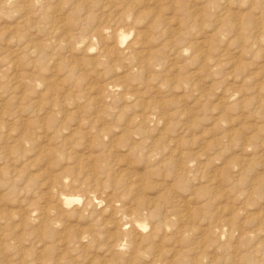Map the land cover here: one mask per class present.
Segmentation results:
<instances>
[{"label":"rangeland","instance_id":"374dc122","mask_svg":"<svg viewBox=\"0 0 264 264\" xmlns=\"http://www.w3.org/2000/svg\"><path fill=\"white\" fill-rule=\"evenodd\" d=\"M263 28L264 0H0V264H264Z\"/></svg>","mask_w":264,"mask_h":264},{"label":"bare ground","instance_id":"6f19581e","mask_svg":"<svg viewBox=\"0 0 264 264\" xmlns=\"http://www.w3.org/2000/svg\"><path fill=\"white\" fill-rule=\"evenodd\" d=\"M35 6H36V5H35ZM23 17H24V16H23ZM263 29H264V28H263ZM100 35H101V33H100ZM88 43H89V42H88ZM198 44H200V43H198ZM195 45H196V44H195ZM89 46H90V45H89ZM196 47H197V45H196ZM128 49H129V48H128ZM133 49H134V47H133ZM134 50H135V49H134ZM198 50H199V49H198ZM130 51H131V50H130ZM136 51L138 52L137 49H136ZM136 51H135V52H136ZM135 52H134V54H136ZM225 52H226V51H225ZM132 53H133V52H132ZM132 53H131V54H132ZM122 54H123V53H122ZM147 64H148V63H147ZM145 66H146V65H145ZM146 67H147V66H146ZM17 83H18V82H17ZM112 88H113V87H112ZM113 90H114V88H113ZM111 92H112V91H111ZM113 95H114V94H113ZM121 102H122V101H121ZM146 116H147V115H146ZM147 117H148V116H147ZM149 117H150V116H149ZM145 118H146V117H145ZM162 120H163V119H162ZM141 121H142V120H141ZM144 122H145V121H144ZM142 123H143V122H142ZM146 124H147V122H146ZM2 127H3V126H2ZM1 129H2V128H1ZM0 132H1V131H0ZM15 140H16V139H15ZM16 144H17V143H16ZM13 146H14V145H13ZM54 197H55V196H54ZM101 198H102V197H101ZM95 199H96V198H95ZM99 199H100V198H99ZM58 200H59V198L57 199V202H58ZM87 200H88V199H87ZM90 200H91V199H90ZM53 201H54V199H53ZM99 201H101V200H99ZM180 201H181V200H180ZM61 202H62V200H61ZM61 202H60V203H61ZM97 202H98V201H97ZM102 202H103V200H102ZM177 203H178V201H177ZM185 203H186V202H185ZM94 204H95V203H94ZM84 205H85V204H84ZM111 205H112V204H111ZM180 205L182 206V203H181ZM62 206H63V205H62ZM92 206H93V205H92ZM152 206H153V205H152ZM178 206H179V205H178ZM185 206H186V205L182 206V207H183L182 210H184V211H185V209H186ZM113 207H114V206H113ZM63 208H64V207H63ZM153 208L156 209L157 207H153ZM153 208H152V209H153ZM86 209H87V207H86ZM113 209H114V208H113ZM116 209H117V208H116ZM157 209H158V208H157ZM187 209H189V208H187ZM122 210H123V209H122ZM126 210H127V212H128L129 209H126ZM180 210H181V209H180ZM192 210H193V209H192ZM118 211H119V208H118ZM130 211H132V210H130ZM130 211H129L128 213H130ZM150 211H151V210H150ZM134 212H135V211H134ZM116 213H117V211H116ZM119 213H120V212H119ZM136 213H138V211H137ZM181 213H183V212H181ZM192 213H193V212H192ZM122 214H123V211H122ZM149 214H150V213H148V216H149ZM190 214H191V213H190ZM114 215H115V214H114ZM134 215H135V214H134ZM184 215H185V214H183V216H184ZM116 216H118V215H116ZM125 216H126V215H125ZM129 216H130V215H129ZM129 216H128V217H129ZM136 216H138V215H136ZM136 216H135V217H136ZM170 216H171V215H170ZM186 216H188V215L186 214ZM120 217H123V216H120ZM130 217H131V216H130ZM138 217H139V216H138ZM131 218H132V217H131ZM166 218H168V217H165V220H166V222H167V219H166ZM169 218H170V217H169ZM46 219H47V218H46ZM46 219L44 218V220H46ZM116 219H117V218H116ZM121 219H122V218H121ZM137 219H138V218H137ZM162 219H163V218H162ZM118 220H120V219H118ZM127 221H128V220H127ZM117 222H118V221H117ZM166 222H165V223H166ZM160 223H161V222H160ZM167 223L169 224V221H168ZM167 223H166V224H167ZM117 224L120 225L119 222H118ZM117 224H116V225H117ZM125 224H126V223H125ZM127 224H128V223H127ZM161 224H162V223H161ZM161 224H160V225H161ZM156 225H157V224H156ZM156 225H154V226L156 227ZM130 226H132V225H130ZM133 226H134V225H133ZM150 226H151V224H150ZM168 226H169V225H168ZM115 227H117V226H115ZM124 227H125V226H124ZM152 227H153V226H152ZM159 227H160V226H159ZM120 228H121V226H120ZM134 228H135V226H134ZM150 228H151V227H150ZM160 228H162V227H160ZM115 229H116V228H115ZM131 229H132V228H131ZM121 230H122V229H121ZM118 231H119V229H118ZM118 231H117V232H118ZM127 231H128V230H127ZM135 231H136V230H135ZM155 231H157V230H154L153 232H155ZM119 232H120V231H119ZM121 232H122V231H121ZM128 232H129V231H128ZM136 232L138 233L139 231H136ZM119 234H121V233H119ZM122 234H124V232H123ZM122 234H121V235H122ZM128 234H130V233H127V235H128ZM134 234H135V232H134ZM89 235H90V234H89ZM130 235H131V234H130ZM136 235H137V234H136ZM140 235H141V234H140ZM150 235H153V234H151V232H150ZM82 236H83V235H82ZM82 236H81V237H82ZM122 236H123V235H122ZM92 237H93V235H92ZM128 237H129V236H128ZM78 239H79V237H78ZM79 241H80V240H79ZM124 241H125V240H124ZM82 243H83V242H82ZM118 245H119V244H118ZM123 245H124V244H123Z\"/></svg>","mask_w":264,"mask_h":264}]
</instances>
